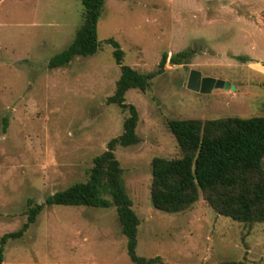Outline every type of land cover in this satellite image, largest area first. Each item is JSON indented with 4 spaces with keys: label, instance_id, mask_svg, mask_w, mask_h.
I'll return each instance as SVG.
<instances>
[{
    "label": "rangeland",
    "instance_id": "374dc122",
    "mask_svg": "<svg viewBox=\"0 0 264 264\" xmlns=\"http://www.w3.org/2000/svg\"><path fill=\"white\" fill-rule=\"evenodd\" d=\"M83 21L80 0H0V237L26 221L28 199L85 182L93 159L123 132L128 116L107 99L123 64L156 70L163 54L188 51L181 64L125 102L138 113V144L117 147L132 209L140 220L136 253L162 264H264V223L218 215L200 196L169 214L150 201L151 161L178 158L167 128L172 119L264 115V0H104L98 52L67 66L48 62L73 40ZM192 70L229 82L235 90L191 91ZM8 119L3 131V119ZM0 264H133L114 207H46L24 236L9 240Z\"/></svg>",
    "mask_w": 264,
    "mask_h": 264
},
{
    "label": "trees",
    "instance_id": "16d2710c",
    "mask_svg": "<svg viewBox=\"0 0 264 264\" xmlns=\"http://www.w3.org/2000/svg\"><path fill=\"white\" fill-rule=\"evenodd\" d=\"M83 21L71 43L48 62L49 69L67 66L76 57L95 55L100 47L97 24L104 0H80ZM120 76L115 91L107 99L128 113L123 132L111 139L106 150L93 159V166L85 182H77L47 196L41 204L32 199L26 203V221L17 231L0 237V263L6 244L24 236L46 207L53 205L110 208L114 207L126 250L133 264H162L158 256L145 258L136 253L140 220L132 209L123 179V170L115 157L117 147L138 144L136 135L138 113L134 105L125 102L131 89L145 92L167 63L179 65L188 59L183 51L168 57L163 54L156 70L140 73L123 64L120 44L109 38ZM8 119H3L6 131ZM167 128L180 150L178 158L155 157L151 161L150 201L159 211L174 214L191 208L202 196L218 215L243 224L264 223V115L255 117L232 116L218 119H172ZM240 264V263H221Z\"/></svg>",
    "mask_w": 264,
    "mask_h": 264
},
{
    "label": "water",
    "instance_id": "95a60500",
    "mask_svg": "<svg viewBox=\"0 0 264 264\" xmlns=\"http://www.w3.org/2000/svg\"><path fill=\"white\" fill-rule=\"evenodd\" d=\"M187 88L202 94H208L214 88L231 91L235 90V87L231 86L229 82L211 77H202L201 73L195 70H192L189 74Z\"/></svg>",
    "mask_w": 264,
    "mask_h": 264
},
{
    "label": "crops",
    "instance_id": "0c3cea01",
    "mask_svg": "<svg viewBox=\"0 0 264 264\" xmlns=\"http://www.w3.org/2000/svg\"><path fill=\"white\" fill-rule=\"evenodd\" d=\"M254 66L255 70H257L258 73L264 75V63L263 66L261 64H255Z\"/></svg>",
    "mask_w": 264,
    "mask_h": 264
}]
</instances>
